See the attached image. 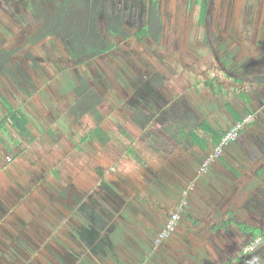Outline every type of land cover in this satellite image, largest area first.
Instances as JSON below:
<instances>
[{
  "label": "rangeland",
  "instance_id": "rangeland-1",
  "mask_svg": "<svg viewBox=\"0 0 264 264\" xmlns=\"http://www.w3.org/2000/svg\"><path fill=\"white\" fill-rule=\"evenodd\" d=\"M26 1L0 0V47L9 49L20 47L15 61L21 63L26 70L25 78L17 75V81L9 73L3 76L0 73V95L23 113L25 109L29 110L30 130L34 132L36 138L21 137L16 133L8 119L9 114L0 100V123L5 122L6 127V133L2 135L7 144L13 147V154L8 156L10 154L5 153L7 152L5 146L0 144L2 168L0 171L4 170L3 173L7 177L0 181V202L9 204L16 201L15 213L19 221H23V218L39 220L38 223H41L44 232H57L53 231V228L59 224L57 230L60 228L61 232L56 235L58 238L53 239L60 245L73 248L75 252L80 253L81 258L77 264L128 262V259L116 261L111 256L91 258L83 251L85 247L80 249L71 240L68 236L71 232L68 231L73 230V227L67 223L68 209L65 210L59 201H68L71 198L74 205L83 202L91 222L92 217L96 219L100 213L107 217L110 223L116 225L115 227L119 226L120 235L113 239L115 243L119 242L116 251L120 250L119 254H122L123 250H139L135 255L139 259L134 262L138 264L142 260L140 251L150 254L152 252L153 255V251L159 249L175 233L157 244V241H153L151 237L154 231L151 225H140V215L146 217L155 212L154 205L158 204V200L161 206H164V197L168 196L163 195L162 192H167L169 179L155 180V183L160 181L162 186L151 183L150 173L145 172L146 170L140 171L138 162L128 159L129 157L124 154V144L129 145L128 138L123 134L124 130L142 145L145 144L143 136L161 145L162 148L164 145L160 139H168L154 123L149 129H142L141 132L134 129L136 125L140 128L136 121L142 125L145 123L144 118L140 119L136 114L137 104L140 103L142 96L139 90L143 87L146 90L150 88L148 82L141 83L137 80V74L147 65V60L152 61L153 65L155 64L154 66L171 82L168 88L173 89L174 94L169 95L174 99L172 104L175 114L182 116L185 115L184 112H193L199 119L207 120L213 129L219 132L228 129L229 124L225 122L231 118L237 106L235 101L238 98L232 88L234 81L227 80L225 74L222 75L223 69L213 60L206 58L207 56L213 58L206 48H202L201 51H183V53L197 54L199 59H195L196 64L188 58L178 63L177 60L169 57L174 56L175 53L179 54L180 51L161 50L158 56H152L151 50L143 43L134 42L132 40L134 38L130 43H121L123 48L116 54L79 66L73 62L65 43L52 39L35 45L27 43L29 38L43 27L44 22L39 24L35 22L33 14L26 8ZM22 10L28 18L24 27L20 25L23 19ZM137 19L142 24L134 25L132 24L134 22H127L131 24L126 26V29L136 33L146 25L144 22L148 21V17ZM150 48L156 50L159 47L152 45ZM28 54L41 59L40 68L24 60ZM204 54L206 57L203 56ZM217 54L226 57L230 53L228 50H218ZM164 56L166 59H163ZM184 61L185 64H182ZM227 63L225 69L230 74L238 72L235 70L236 67ZM79 76L89 77L90 82L102 96L104 100L101 106L102 121L92 113L78 118L75 114L69 113V109H73L78 100L75 88L79 85ZM213 79L216 80L215 86H206V82L214 81ZM218 84L222 85L219 90L216 87ZM250 87L248 86L247 89ZM168 88H165L166 93H169ZM157 96L160 97L158 94ZM145 110L147 114L151 112V116L156 113L152 109ZM163 120L164 117L157 119V121ZM225 151L226 149L224 153ZM209 154L204 157L200 168L205 164ZM186 156V154L182 155V157ZM183 166L187 170L192 168V165ZM174 167L177 168L176 165ZM200 168L199 172H201ZM99 171L107 175L105 179L101 178ZM123 172L126 173V177ZM174 176L178 183L177 175ZM127 185L131 186L127 187ZM116 193L119 195L115 196ZM135 204L143 206L144 209L137 210ZM168 206L166 205L159 215L166 213ZM26 213H30L31 216ZM65 217L67 221H60ZM149 222L151 223L152 219ZM64 223H67L66 229L62 227ZM87 223L81 216L76 217L75 222H72L73 225H80L77 229L80 230L82 242L85 244L92 243V239L96 238L87 228ZM122 227L132 234L131 240L121 241ZM80 232L77 231V234ZM50 244L51 242H46L44 246L48 247L47 245ZM32 247L35 249L34 245ZM42 258L41 264H46L47 261L51 264V260H55L46 252ZM148 260L143 259L144 264H147Z\"/></svg>",
  "mask_w": 264,
  "mask_h": 264
},
{
  "label": "crops",
  "instance_id": "crops-1",
  "mask_svg": "<svg viewBox=\"0 0 264 264\" xmlns=\"http://www.w3.org/2000/svg\"><path fill=\"white\" fill-rule=\"evenodd\" d=\"M41 2L44 4L46 0ZM106 2L114 7V14L121 15V19L125 18L127 22H134L132 23L134 25L142 24L137 18H147L152 5H156L163 20L159 49L180 51L174 58L178 63L187 58L195 63L197 54L183 51H201L202 48H206L205 34L210 32L216 55L210 52L214 59L206 57L205 54L203 56L213 60L223 69L222 75L225 74L227 80L234 81L232 88L238 98L235 101L237 106L233 112L231 111V118L225 122L229 124L227 128L230 129L248 116L255 117V120L240 133L238 140L226 149L223 159L214 163L206 174L199 172V168L208 153L201 152L198 148L185 150L177 148L169 138L160 139L166 142L165 144L163 142L162 148L145 136L143 145L135 138L128 141V146L124 144V154L129 157L128 159L133 160L129 156L132 149L150 166L145 172L159 173L156 176L158 180L169 179L167 192H162L168 196L164 197V206H161L158 200V204L154 205L155 212L146 217L143 215L139 217L140 225H151L154 229L151 236L153 241L156 239V233L165 227L171 215L184 208L175 234L159 249L153 251V255L152 252L150 254L140 251L142 260L138 264H144L143 259L148 260L149 257L147 264H264V245L254 253L244 254L245 248L255 237L264 232V81L262 83L258 80V77H264V0H106ZM205 6L209 10L206 25L201 21L202 9ZM131 23H127V26ZM132 40L137 42L135 39ZM139 40L148 47L157 43L150 38ZM218 50H228L230 54L222 57L217 54ZM226 63L236 67L235 70L238 72L230 74L225 69ZM237 79L241 82L238 83ZM220 86L222 85L216 86L218 90ZM248 86L251 87L247 89ZM173 107L169 101L167 109L175 114ZM159 110L155 109L156 113L153 116ZM24 114L29 117L28 109H25ZM28 119L30 130L31 123L30 118ZM159 123L158 121L154 124L158 126ZM136 126L134 129L139 132L142 129H149L145 128L144 124L140 128ZM30 132L34 135V132L31 130ZM33 137L36 138L35 135ZM156 146L159 148L158 152L155 151ZM183 154L187 156L182 157ZM181 163L186 166L192 165V168L187 170ZM137 166L140 171L144 170L140 164ZM228 167L233 168L235 172ZM3 172L4 170L0 171V181L7 178ZM174 175H177L178 183ZM158 184L162 186L160 181ZM135 205L138 207L137 210L144 209L143 206ZM166 205H169L167 212L159 215ZM16 206V201L9 204L0 202V264H41L45 252L54 257L55 260H51V264L79 262L81 258L79 252L60 245L53 239L58 238L56 235L61 232L60 228L57 230L59 224L53 228V231L57 232H44L41 223H38L39 220L23 218V221H19L15 213ZM30 213L26 214L31 216ZM98 216L107 218L100 213ZM62 220L67 221L66 217L60 219ZM95 221L98 222L97 219H92V235H95L97 241L104 242L105 250L99 251L95 256L87 252L91 258L102 255L104 258L111 256L116 261L128 259L129 261H124V264H134L139 259L135 256L139 251L137 249L123 250L122 254H119L120 250L110 253L111 249H117L119 246V242L111 240L120 235L119 226L113 229L112 226L116 225L107 220L98 225ZM66 224L62 226L65 229ZM226 224H230L228 229H224ZM75 226L76 230L68 231L71 232L68 236L82 249L79 238L81 232L77 229L80 225ZM122 228L121 241L131 240L132 234L128 233L125 227ZM111 230L114 232L108 233ZM77 231L80 233L77 234ZM46 242L51 244L45 247ZM46 264H49L48 261Z\"/></svg>",
  "mask_w": 264,
  "mask_h": 264
},
{
  "label": "trees",
  "instance_id": "trees-1",
  "mask_svg": "<svg viewBox=\"0 0 264 264\" xmlns=\"http://www.w3.org/2000/svg\"><path fill=\"white\" fill-rule=\"evenodd\" d=\"M27 4L29 6V11L33 14L32 16L35 19V22L38 24L44 22L43 27L37 31L35 35L31 36L27 43L35 45L48 39L65 43L72 55L73 61L79 66L88 65L90 62L95 60H102L110 53L116 52L119 49V44L130 43L129 41L132 38H137L138 40L135 39L137 42L142 41L139 40L140 38H150L157 42L156 45L159 48L161 47L159 39L163 34V20L156 5H152L149 10L147 24L138 30V32L135 33L134 31L132 33L126 29L127 20H125V18L121 19V15L119 14H114V7H111L106 0H46V3L44 4L41 0H30ZM208 11L207 6L203 7L201 21L204 22L205 25L206 21H208ZM27 22L28 18L23 17L20 25L26 26ZM204 46L209 52L216 55V50L212 45V34L210 32L205 34ZM159 48L157 50H163ZM18 50H20V47L13 49L0 48V73L11 74L16 81L18 80L17 75H20L22 78H25L26 75V70L23 68L22 64L15 61ZM176 56L177 53H175L174 56L169 57V59L174 60ZM163 59H166L165 56ZM25 60L27 63H31L36 68H40V63L42 62L41 59L35 56L33 57L32 54L26 55ZM147 77L148 76H146V78ZM149 79H152L155 87H164L166 84L171 83L169 82L167 76L158 72H153L152 77ZM258 80H261L263 83L264 77L260 76L258 77ZM237 82L239 83L241 81L237 79ZM214 84V81L206 82V85L209 87ZM75 94L78 100L76 105L73 106V109L71 110L72 114L78 113V115H76L78 118L92 113L99 118V120H103L101 106L104 103V100L90 82L89 77L79 76V85L75 88ZM0 100L9 114L8 119L10 120L11 126L19 134V136L23 137L28 135L33 137L34 135H31V132L28 129V117L21 110H18L19 108L14 107L1 95ZM19 104L21 105L20 102ZM150 113L147 114L145 109H137L136 111V114L140 117V119L144 118L145 128H150L151 123H157L158 118L164 117V120L159 121L160 123L158 124L161 132L172 140L177 148L184 150L198 148L201 151H207L209 149L207 153H211L213 149L219 145L227 131L230 130L228 129L227 131L219 132L218 130L213 129L208 121L199 119L190 111L187 113L184 112L183 114L185 115L178 116L177 114L171 113L170 109L163 107L154 117L153 115L151 116ZM243 119H241V121ZM136 123L142 127L141 123H138L137 121ZM5 133V122H2L0 123V144L5 146L7 151L5 153H7V155L10 154L8 156H11L13 147L8 145L6 140L3 138L2 134ZM123 134L129 141L134 140V137H132L128 131L124 130ZM163 142L164 144L166 143L164 140ZM151 146H153V144ZM155 151H159L157 146L155 147ZM129 156L132 157L134 161L138 162L144 170L150 169L148 163L132 149L129 151ZM222 157L215 163L220 161ZM213 165L214 163L210 165L204 173L206 174ZM228 168L231 171L234 170L233 168ZM99 174L102 179L106 178L102 172L99 171ZM157 175V172L150 173V179H152L151 183L153 182V184L156 185H158V182L155 183ZM123 185L124 183L122 181V186ZM118 195V193L115 194V196ZM64 207L65 210L68 209L67 214L69 215V218H73L75 220L76 217L81 216L88 222L87 228L89 229V226H91L92 229L93 222L90 221L89 214L85 210L86 206L83 202L78 203L77 205L65 203ZM182 213L183 212H181V214ZM92 219L95 218L92 217ZM96 219L98 222L95 221V224L98 225L99 223H104L108 218H101L98 216ZM107 222L109 221L107 220ZM71 225L73 229L76 228L75 225ZM229 225L230 224H226L224 229H228ZM112 228L114 229L115 226H112ZM112 232L114 231H108L110 234H112ZM257 236H259V234ZM80 242L91 256H95L99 251L105 250L104 242L101 243L100 241H97V239H92V247L82 242L81 239ZM99 245H102V247H98ZM115 250L116 248L111 249L109 252L114 253ZM100 257L103 256L100 255Z\"/></svg>",
  "mask_w": 264,
  "mask_h": 264
},
{
  "label": "flooded vegetation",
  "instance_id": "flooded-vegetation-1",
  "mask_svg": "<svg viewBox=\"0 0 264 264\" xmlns=\"http://www.w3.org/2000/svg\"><path fill=\"white\" fill-rule=\"evenodd\" d=\"M26 1V0H25ZM28 1H30V0H27L26 1V3L28 2ZM26 8L29 10V6H28V4H27V6H26ZM21 12V11H20ZM22 13H23V16L22 17H25V12H24V10H22ZM24 27V26H23ZM27 32H29V30H27ZM146 47L148 48V49H150L151 50V54H152V56L154 55V56H158V54H159V50H154V49H151L150 47H151V45H150V47H148V45H146ZM1 48V47H0ZM123 48V47H122ZM122 48H121V44H119V49L116 51V52H118V51H121L122 50ZM136 50V49H135ZM116 52H114V53H110L109 55H107L106 57H108V56H112V55H114V54H116ZM70 53V52H69ZM121 53V52H120ZM120 53H117V55H119ZM105 57V58H106ZM104 59V58H103ZM24 60H25V57H24ZM74 62V61H73ZM145 62V61H144ZM75 63V62H74ZM146 66L144 67V69L143 70H141L140 71V73L139 74H137V80L138 81H140L141 83L142 82H148L149 84H150V88H148V90H146L144 87L143 88H140V90H139V93L143 96H141L140 94V96H141V100H143V102L140 100V103L139 104H137V108L136 109H162L163 107H165V108H167V103L170 101L171 103H173L174 102V99H172V97L170 98V95L169 94H172L173 93V89L172 88H168V84H166L164 87H160V86H158V87H155L154 85H153V82H152V79H149V78H151L152 77V73L153 72H158V73H161V71L160 70H158L154 65H153V63H152V61H150V60H147L146 61ZM157 64V63H156ZM213 68V67H212ZM156 71H155V70ZM163 74V73H162ZM4 74H2V76H3ZM146 76H148L147 78H146ZM214 80V79H213ZM214 81H216V80H214ZM207 86V85H206ZM165 88H168V90H169V93H166V91H165ZM151 91V92H150ZM156 92V94L154 93V92ZM157 94L158 95H160V97H158L157 96ZM174 94V93H173ZM71 110L72 109H69V113L70 114H72L71 113ZM29 111V110H28ZM193 113V112H192ZM195 114V113H194ZM75 115H78V113H76ZM12 150H13V148H12ZM1 155V154H0ZM65 203H68V204H74V203H72L71 202V198H69V200L68 201H64V202H61V203H59V204H61L62 206L64 205L65 206ZM63 206V207H64ZM65 208V207H64ZM68 212V211H67ZM66 212V213H67ZM70 219H72V220H70ZM69 222H68V225H71L72 224V222L74 221L75 222V220L73 219V218H69ZM163 228V227H162ZM162 228H161V230H159L157 233H156V239H155V242H156V240H157V238H158V236H159V234H160V232L162 231ZM89 231L91 232L92 231V229H91V226H89ZM154 234V233H153ZM153 236V235H152ZM80 239L82 240V235L80 236ZM83 241V240H82ZM88 245L90 246V247H92V243H88ZM98 247H102V245H99ZM85 251V253H87V251H86V249L84 250ZM102 252H104V250H101ZM116 252H119V250H117ZM89 254V253H88Z\"/></svg>",
  "mask_w": 264,
  "mask_h": 264
},
{
  "label": "built area",
  "instance_id": "built-area-1",
  "mask_svg": "<svg viewBox=\"0 0 264 264\" xmlns=\"http://www.w3.org/2000/svg\"><path fill=\"white\" fill-rule=\"evenodd\" d=\"M254 120H255L254 116H248L244 118L242 121L237 122L232 129L227 131V133L223 136L219 145L213 149V151L209 154L207 160H205L204 162L205 164L202 165L201 167V173H204L208 169L211 163L221 158L224 153V150L227 147H229L231 144L236 142L243 129L247 125L252 123ZM182 211L183 208H180L171 215V217L169 218L168 222L166 223L165 227L162 229L156 240L157 244L162 243L164 240L168 239L173 233L176 232ZM263 245H264V232L261 235L255 237V239L245 248L244 254L248 255L254 253Z\"/></svg>",
  "mask_w": 264,
  "mask_h": 264
}]
</instances>
